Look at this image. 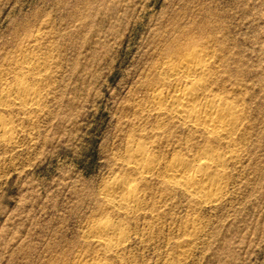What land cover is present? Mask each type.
<instances>
[{
  "label": "rangeland",
  "instance_id": "obj_1",
  "mask_svg": "<svg viewBox=\"0 0 264 264\" xmlns=\"http://www.w3.org/2000/svg\"><path fill=\"white\" fill-rule=\"evenodd\" d=\"M208 22L213 91L243 111L216 203L167 184L173 156L208 144L150 104L155 65ZM18 80L36 105L5 98ZM0 118V264H264V0H0ZM140 144L143 175L127 153ZM121 177L138 195L124 212L104 194ZM102 219L122 244L95 240Z\"/></svg>",
  "mask_w": 264,
  "mask_h": 264
},
{
  "label": "bare ground",
  "instance_id": "obj_2",
  "mask_svg": "<svg viewBox=\"0 0 264 264\" xmlns=\"http://www.w3.org/2000/svg\"><path fill=\"white\" fill-rule=\"evenodd\" d=\"M218 25L223 27L221 24ZM206 29L212 34L215 32L209 22L197 26L193 36L172 50L163 62L155 65V72L162 77L161 83H158L160 87L151 94L150 104L152 112L162 117L163 123L170 121L189 126L204 136L208 144L201 150L200 155L192 160L178 154L173 156L163 173L167 184L175 189L181 188L201 203H216L222 193L224 182V176L222 178L217 170L236 156V139L242 128L243 111L233 101L220 97L213 91L215 70L212 68L211 59L214 51L202 48L204 46L200 47L199 44L201 42L199 40H204ZM212 38L213 36H209L206 41ZM168 84L174 85V88L171 89L170 86L172 91L167 90L164 93L162 88ZM38 95L35 88L18 80L15 87L5 93V98H12L20 108L28 109L31 105H36ZM0 137L5 141L12 140L10 124L3 118H0ZM217 146H223L225 150L216 149ZM127 153L128 162L134 165L141 175L149 172L155 165L148 157L149 150L144 145L130 147ZM136 188L132 180L121 177L108 184L104 194L110 203L115 205L114 208L124 209V212L137 205ZM91 233L100 245L102 243V246L108 248H115L123 242L122 228L108 219L96 223Z\"/></svg>",
  "mask_w": 264,
  "mask_h": 264
}]
</instances>
